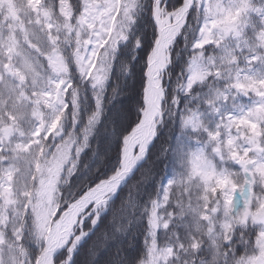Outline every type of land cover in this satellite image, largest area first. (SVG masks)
Here are the masks:
<instances>
[{"label":"snow or ice","instance_id":"obj_1","mask_svg":"<svg viewBox=\"0 0 264 264\" xmlns=\"http://www.w3.org/2000/svg\"><path fill=\"white\" fill-rule=\"evenodd\" d=\"M0 264H264V0H0Z\"/></svg>","mask_w":264,"mask_h":264}]
</instances>
